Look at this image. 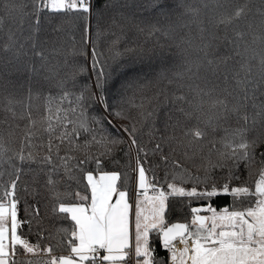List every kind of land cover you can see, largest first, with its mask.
<instances>
[{
    "label": "snow or ice",
    "instance_id": "1",
    "mask_svg": "<svg viewBox=\"0 0 264 264\" xmlns=\"http://www.w3.org/2000/svg\"><path fill=\"white\" fill-rule=\"evenodd\" d=\"M0 34V264H264V0H0Z\"/></svg>",
    "mask_w": 264,
    "mask_h": 264
},
{
    "label": "trees",
    "instance_id": "2",
    "mask_svg": "<svg viewBox=\"0 0 264 264\" xmlns=\"http://www.w3.org/2000/svg\"><path fill=\"white\" fill-rule=\"evenodd\" d=\"M142 2L147 3V2H149V0H142ZM240 2H243V0H240ZM8 23H10V22H8ZM6 26H7V24H6ZM12 26L15 27V25H12ZM25 29L26 30H25L24 35L26 36V35H28L27 25L25 26ZM33 35H35V33H33ZM46 38L50 39V36H49V29L45 26L44 28H42L40 30V33H39L38 36H36V39L38 41H44ZM21 39H23V37H21ZM137 39L139 41L143 42L146 39V37H145L144 34H139L138 37H137ZM3 42L4 41H3V38H2V34H0V45H2ZM76 43H79V35L78 34H77ZM133 115L135 116V112H133ZM144 132H145L144 139L147 140L148 137L146 135V133H147V129L146 128L144 129ZM81 188H83V185H81ZM223 202H230V201H228L227 198H225ZM216 203H221V201H216ZM176 213H177V216H183L184 215V209L183 208H177L176 209ZM51 226L52 225H51V222L50 221H45V223H44V227L45 228H49Z\"/></svg>",
    "mask_w": 264,
    "mask_h": 264
},
{
    "label": "built area",
    "instance_id": "3",
    "mask_svg": "<svg viewBox=\"0 0 264 264\" xmlns=\"http://www.w3.org/2000/svg\"><path fill=\"white\" fill-rule=\"evenodd\" d=\"M179 246V245H178Z\"/></svg>",
    "mask_w": 264,
    "mask_h": 264
}]
</instances>
